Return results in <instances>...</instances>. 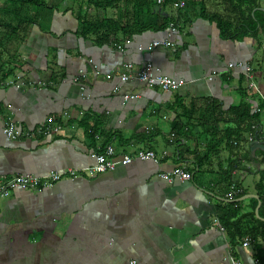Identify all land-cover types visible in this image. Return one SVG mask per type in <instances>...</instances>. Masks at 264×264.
<instances>
[{
  "label": "crops",
  "instance_id": "1",
  "mask_svg": "<svg viewBox=\"0 0 264 264\" xmlns=\"http://www.w3.org/2000/svg\"><path fill=\"white\" fill-rule=\"evenodd\" d=\"M45 1L55 8L51 13L34 9L49 25H32L20 49L22 68L16 72L23 86L0 87V189H8L0 196V264H230L235 259L255 264L256 241L244 247V238L233 240L218 217L232 185L257 195L264 163L254 160L264 155L257 151L255 159H246L250 141L226 144L221 138L232 126L228 114L215 135L207 111L212 103L227 111L241 100L242 63L257 69L264 88L261 63L255 66L258 51L221 39L214 23L179 13L173 3L162 10L164 16L180 17L174 31L146 30L99 44L77 35L80 0ZM63 3L65 10L57 9ZM108 9L98 13L116 18L121 12L113 8L108 14ZM166 39L172 45L147 50ZM147 62L184 85L163 91L105 76L116 65L138 69ZM126 94L137 97L125 99ZM177 98L185 106L178 122L171 109ZM50 115L66 122L59 136L10 139L2 133V119L31 130ZM105 145L119 154L153 150L156 158L63 176L34 190L8 187L17 174L42 176L92 165L94 153ZM177 167L191 179L173 177ZM241 207L242 214L248 212L249 199Z\"/></svg>",
  "mask_w": 264,
  "mask_h": 264
},
{
  "label": "trees",
  "instance_id": "2",
  "mask_svg": "<svg viewBox=\"0 0 264 264\" xmlns=\"http://www.w3.org/2000/svg\"><path fill=\"white\" fill-rule=\"evenodd\" d=\"M173 1L166 0L162 5H156L150 0H80L76 5L75 15L79 25L77 35L85 40L101 44L117 41L119 38L129 39L146 30H164L171 24L177 26L180 17L164 16L162 10L165 4L172 5ZM224 3L223 12L206 10L203 0H185L184 8L174 9L187 16L202 17L214 23L221 39L251 44L256 51L262 49L264 56V40L260 37V34L264 33V12L258 9L264 8V0H224ZM37 7L49 9L50 13L51 9H55L45 0H0V71L5 76H13L16 71H21L20 49L26 43L32 25L42 28L41 15L34 9ZM89 8L94 9L96 14L88 13ZM108 8H115L121 12L116 18L98 13L99 9L105 11ZM156 15L162 18L161 22L151 21V17ZM240 78L244 81L243 76ZM240 91L241 100L237 104H232L227 111L220 110L216 103H212L207 111L211 119L208 122L212 126L211 129L215 130V135H217V125L226 121L224 115L228 114V121L232 122V126L225 129L221 138L228 145L233 141L246 144L250 135L253 139L264 137L262 134L264 102L259 104L261 111L256 112L253 101L246 100L248 94L245 88H240ZM182 101L177 98L176 102L179 104L172 105L171 108L178 113L175 118L177 122V119L182 117L179 113L185 109ZM179 110L181 112H178ZM93 135L94 132L91 133V136ZM247 153H249L248 150ZM260 154L264 155L263 152ZM246 159H250L248 154ZM254 162L262 165L264 159H255ZM258 172L259 181L256 188L261 200L259 217L264 218V169L261 168ZM245 194L246 192L242 191L236 198ZM249 201L250 209L245 214H242L243 201L222 203L219 210L223 213L218 217V222L233 240L247 236L255 240V261L257 264H264V221L256 217L254 213L257 199L249 198Z\"/></svg>",
  "mask_w": 264,
  "mask_h": 264
},
{
  "label": "built area",
  "instance_id": "3",
  "mask_svg": "<svg viewBox=\"0 0 264 264\" xmlns=\"http://www.w3.org/2000/svg\"><path fill=\"white\" fill-rule=\"evenodd\" d=\"M156 5H162L166 0H150ZM173 6L177 9H182L185 6L183 0H175ZM170 31L175 30L173 24L168 26ZM172 42L169 39L163 41H153L147 46V50L159 46H170ZM242 75L245 80V90L248 94V101H253L254 111L260 112L261 108L259 104L264 102V88L261 87L258 74L255 72L253 66L249 63H242ZM229 67H233L232 64ZM107 79L116 77L120 82L137 81L149 87H159L163 91H176L184 85L183 80H178L173 77H169L161 73L160 69L153 66L150 62L143 64L138 69H135L131 63H124L116 65L111 72L107 73ZM21 74L16 72L13 76H5L0 71V87H20L23 86ZM35 84V81L32 82ZM38 85H43L42 82H37ZM117 90V88H115ZM251 96L255 99L252 100ZM125 99L137 97L136 94H126ZM66 128V122L61 118L50 115L39 126L31 130H23L14 120L5 118L2 120V133L10 139H18L20 137H32V136H59ZM253 140L252 136H249V141ZM234 146L237 145L236 141H233ZM156 153L153 150L136 149L128 153H117L112 145H105L99 148L94 153L95 163L84 168H69L62 171L49 172L46 175H34V174H17L11 178L7 183L8 187L16 190H34L37 188L52 186L55 182L60 180L63 176H73L77 173L88 171L89 173H102L113 169L117 165H127L134 159L139 160H155ZM173 177H177L182 181L190 180L192 175L186 171L183 167H177L172 172ZM242 192V189L236 185H232L230 192L226 195L228 200H234ZM8 189H0V196H7ZM252 242V238L247 236L244 238L242 245L248 246ZM230 264H242L240 260H232ZM255 264H257L255 262Z\"/></svg>",
  "mask_w": 264,
  "mask_h": 264
},
{
  "label": "rangeland",
  "instance_id": "4",
  "mask_svg": "<svg viewBox=\"0 0 264 264\" xmlns=\"http://www.w3.org/2000/svg\"><path fill=\"white\" fill-rule=\"evenodd\" d=\"M45 2L48 4L47 1H45ZM203 2H204V5H205L206 10H208V11H219V12H223L225 10L224 0H203ZM65 7L66 6H64V3H63L59 7H57V9L61 10V8H62V10H65ZM90 13H92V12H90ZM107 13L110 14L111 13V9H108L107 10ZM40 23L43 26H48L49 25V20H47V18L41 16ZM260 37H261V39L264 40V33H261L260 34ZM261 50L262 49H260L258 51V55H256V59H255V63L256 64H255V66H258L259 63H261V66H262L261 72L263 74L262 76H264V56H263ZM255 72L258 74L257 69H255ZM262 126H263V132H264V120L262 121Z\"/></svg>",
  "mask_w": 264,
  "mask_h": 264
},
{
  "label": "water",
  "instance_id": "5",
  "mask_svg": "<svg viewBox=\"0 0 264 264\" xmlns=\"http://www.w3.org/2000/svg\"><path fill=\"white\" fill-rule=\"evenodd\" d=\"M259 10L264 12V8L263 7H259ZM249 157L253 160L256 157V152L257 151H261L264 152V137L262 139H253L249 142ZM249 198H255L257 199V205L255 207L254 213L255 216L260 218L261 220L264 221V218L259 217V208L261 206V200L259 199L258 195L256 194H245L239 198H236L234 200H229V201H243Z\"/></svg>",
  "mask_w": 264,
  "mask_h": 264
},
{
  "label": "bare ground",
  "instance_id": "6",
  "mask_svg": "<svg viewBox=\"0 0 264 264\" xmlns=\"http://www.w3.org/2000/svg\"><path fill=\"white\" fill-rule=\"evenodd\" d=\"M3 120V119H2Z\"/></svg>",
  "mask_w": 264,
  "mask_h": 264
}]
</instances>
